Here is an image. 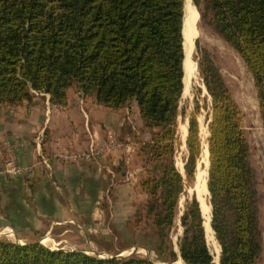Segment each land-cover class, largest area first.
Masks as SVG:
<instances>
[{
  "label": "trees",
  "instance_id": "16d2710c",
  "mask_svg": "<svg viewBox=\"0 0 264 264\" xmlns=\"http://www.w3.org/2000/svg\"><path fill=\"white\" fill-rule=\"evenodd\" d=\"M204 1L210 24L251 73L264 121V0ZM182 36L183 0H0V103L12 106L48 94L52 104L64 106L72 87L112 110L135 103L150 134L141 150L152 168L146 170L142 186L150 196L148 208L160 236L159 245L144 244L155 259L100 257L0 239V264H175L179 256L183 264L214 263L194 197L186 201L180 216L183 233L178 255L167 233L183 187L173 157L178 116L188 119L187 178L195 174L202 146L198 98L192 111L180 107ZM199 68L206 73L210 96L206 192L210 228L220 246L219 262L257 264L262 250L258 182L241 110L207 54ZM84 182L86 190L99 188L95 179ZM8 215L15 217L13 212Z\"/></svg>",
  "mask_w": 264,
  "mask_h": 264
},
{
  "label": "rangeland",
  "instance_id": "374dc122",
  "mask_svg": "<svg viewBox=\"0 0 264 264\" xmlns=\"http://www.w3.org/2000/svg\"><path fill=\"white\" fill-rule=\"evenodd\" d=\"M186 2L193 8L188 11L189 13L187 12L190 18V27L187 31H192H190L192 36L189 39L191 42H188L187 47L188 53H190L191 72L187 88L182 92L180 107L185 108L186 112H190L193 110L194 100L198 98L200 104L198 122L202 146L195 174L193 178H187L184 171L185 142L184 137L182 138L181 128L182 125L187 128L188 120L185 116H178V144L173 157L175 167L182 175L183 187L178 198L172 226L167 230L168 238L173 251L178 255V238L183 233L180 213L183 212L186 201L193 197L198 201L199 206L201 205L199 194L203 188L205 177L207 186L209 164L206 165L205 150L208 145L209 132L206 115L210 110V96L204 83L206 73L204 74V71L199 68L203 56L207 54L241 110L242 129L248 141L258 182L262 250L257 264H264V121L261 117L257 89L241 56L210 24V15L205 7V1L199 0L198 4L194 0H184V5ZM204 13L206 15L203 16ZM193 16L195 17L192 18ZM204 63L206 64V61ZM71 89L78 91L76 87ZM120 109V114L129 117V121L121 129L122 138L118 137L121 146L124 147L122 148L125 154L119 167V174L116 173L112 177V173L104 172L102 176V172H100L99 177L102 179L103 185L97 189L88 188L87 190L84 188L85 182H83V186H75L69 181L67 184H63L62 181L59 182L52 176L50 179H46L49 182L41 183L40 186L34 179L29 180L28 178L32 175L33 169L26 175L0 177V225L9 214V211H5L4 208L3 189L9 188V186L14 188L13 185L17 184L23 187L21 192L23 201L16 205L20 213L10 219V222H15L18 227L0 226V239L17 243L40 242L51 249L78 250L100 257L121 254V256L137 258H156L153 251H148L144 247V244L157 246L160 243V236L157 235V229L152 224L153 213L148 208L150 196L142 186L148 176L146 170L152 168V164L147 162V154L141 150L142 143L149 140L150 134L140 121L136 104L129 103ZM87 152L96 155L98 150L91 144L88 151H85V153ZM9 159L13 160L17 166L28 165L17 162L10 156L4 158L1 164ZM179 163L182 164L181 169L178 168ZM53 180L55 181L53 182ZM113 180H120L122 185H118ZM38 190L46 194V200L36 198ZM26 195L29 196V199H26ZM50 195L59 198L60 202L56 204L50 202L48 199ZM205 195L207 208L202 215L204 214V221L207 219L209 222L208 202L210 204V196L208 189ZM10 215L12 216L11 211ZM7 219L9 218L7 217ZM213 234L212 231L210 234L206 230L207 245L215 261L220 247ZM174 263L183 264L179 257ZM213 264H217V262Z\"/></svg>",
  "mask_w": 264,
  "mask_h": 264
},
{
  "label": "crops",
  "instance_id": "0c3cea01",
  "mask_svg": "<svg viewBox=\"0 0 264 264\" xmlns=\"http://www.w3.org/2000/svg\"><path fill=\"white\" fill-rule=\"evenodd\" d=\"M69 89L64 106L52 104L48 94H38L31 102L24 100L12 106L0 103V165L9 156L33 165V173L28 178L40 186L49 182L46 179L51 176L75 186H83L84 180L92 178L102 186L100 172L102 176L104 172L112 173V177L119 174L125 154L118 137L122 138L121 129L129 117L122 116L121 109L105 107L93 95ZM91 144L98 150L96 155L90 152L88 157L72 159L76 153L88 151ZM120 180L113 181L121 186ZM13 187L4 188L2 196L5 211L13 212L16 217L20 213L16 205L23 201L19 188L23 187L19 184ZM45 195L38 190L36 198L44 201ZM48 199L55 204L60 202L51 195ZM10 219L7 215L0 226L18 227Z\"/></svg>",
  "mask_w": 264,
  "mask_h": 264
},
{
  "label": "bare ground",
  "instance_id": "6f19581e",
  "mask_svg": "<svg viewBox=\"0 0 264 264\" xmlns=\"http://www.w3.org/2000/svg\"><path fill=\"white\" fill-rule=\"evenodd\" d=\"M191 4H189L188 2L185 3L184 5V11H185V14L183 16V38H184V41H183V50H184V76H183V83H184V88L186 90L187 88V85H188V80H189V74L191 72V64H190V58H189V55L190 53H188V42H189V39L191 38L192 36V31L190 32L189 30L187 31L188 27H190V18L187 14L188 11H191V9L193 10V8L190 6ZM189 13V12H188ZM196 14V12H195ZM197 15V14H196ZM192 16V15H191ZM195 16H193L192 18H194ZM193 24V23H192ZM193 28V27H192ZM191 29V28H190ZM196 32V31H195ZM197 33V32H196ZM191 42V41H190ZM189 42V43H190ZM190 48V47H189ZM190 50V49H189ZM182 138L184 137V135H186V132H187V129L185 127V125H182ZM185 138V137H184ZM207 148V147H206ZM205 153H206V156H207V163L206 165L208 164V151L207 149L205 150ZM178 168L181 169L182 168V164L179 163L178 164ZM204 174H205V171H204ZM205 186H206V179L204 181V184H203V188L199 194V197H200V201H201V211L202 213H204V211L206 210L207 208V202H206V191H205ZM203 217H204V214H203ZM207 217V216H206ZM204 227L206 228L207 232H209L211 234V226H210V220L208 222V220L206 219L204 221ZM211 236V235H210ZM218 246V245H217ZM219 250V248L217 247V251ZM219 253V251H218ZM216 260L218 259V256L217 258H215ZM215 260V261H216Z\"/></svg>",
  "mask_w": 264,
  "mask_h": 264
},
{
  "label": "built area",
  "instance_id": "2783aa9c",
  "mask_svg": "<svg viewBox=\"0 0 264 264\" xmlns=\"http://www.w3.org/2000/svg\"><path fill=\"white\" fill-rule=\"evenodd\" d=\"M88 156H89L88 152L87 153L78 152L72 156V159L77 160V159H81L82 157H88ZM32 169H33L32 165L17 166V164H15L13 160L9 159L0 165V177H4L6 175H12V176L26 175L32 172Z\"/></svg>",
  "mask_w": 264,
  "mask_h": 264
},
{
  "label": "water",
  "instance_id": "95a60500",
  "mask_svg": "<svg viewBox=\"0 0 264 264\" xmlns=\"http://www.w3.org/2000/svg\"><path fill=\"white\" fill-rule=\"evenodd\" d=\"M183 14H184V0H183ZM199 17V15H198ZM183 37V36H182ZM188 120V119H187ZM187 125H188V121H187ZM187 129V128H186ZM186 135H187V132H186ZM186 135H185V138H186ZM185 138H184V142H185ZM207 151H208V145H207ZM208 157H209V152H208ZM208 164H209V161H208ZM207 188V186H206ZM211 207V206H210ZM182 215V213H180V216ZM210 226H211V210H210ZM40 243V242H39ZM220 247V246H219ZM219 254H220V250H219V253H218V259L217 261H214V262H217V264H220L219 262ZM121 256V254H119L117 257ZM179 259L181 260V257L179 256Z\"/></svg>",
  "mask_w": 264,
  "mask_h": 264
}]
</instances>
